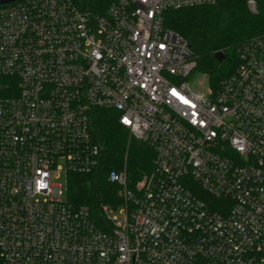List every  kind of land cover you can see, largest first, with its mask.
I'll list each match as a JSON object with an SVG mask.
<instances>
[{
    "label": "built area",
    "instance_id": "obj_1",
    "mask_svg": "<svg viewBox=\"0 0 264 264\" xmlns=\"http://www.w3.org/2000/svg\"><path fill=\"white\" fill-rule=\"evenodd\" d=\"M216 2L0 6V264H264V28L199 92L186 40L163 21ZM99 109L154 153L134 188L109 173L124 203L102 205L101 225L53 185L98 170Z\"/></svg>",
    "mask_w": 264,
    "mask_h": 264
},
{
    "label": "trees",
    "instance_id": "obj_2",
    "mask_svg": "<svg viewBox=\"0 0 264 264\" xmlns=\"http://www.w3.org/2000/svg\"><path fill=\"white\" fill-rule=\"evenodd\" d=\"M113 1L73 0L80 10L98 14H104ZM254 2L255 14L249 11L247 0H217L211 6L163 13L164 26L186 40L196 71L206 77L208 86L214 90L235 70L237 48L259 36L264 28V0ZM217 53L224 54L222 62L215 60ZM90 133L101 148L99 168L93 174H69L65 198L72 205H86L91 216L101 225L102 205L124 203L122 187L109 179V173L123 172L127 187L134 188L136 181L151 170L154 153L145 144L132 139L111 110L93 112Z\"/></svg>",
    "mask_w": 264,
    "mask_h": 264
},
{
    "label": "rangeland",
    "instance_id": "obj_3",
    "mask_svg": "<svg viewBox=\"0 0 264 264\" xmlns=\"http://www.w3.org/2000/svg\"><path fill=\"white\" fill-rule=\"evenodd\" d=\"M187 81L192 89L197 90L199 92H206L208 88L206 77L198 71L193 72ZM58 165L63 166L62 163H59ZM53 185L59 197L64 200L67 184L66 176L63 172L56 174L53 180Z\"/></svg>",
    "mask_w": 264,
    "mask_h": 264
},
{
    "label": "water",
    "instance_id": "obj_4",
    "mask_svg": "<svg viewBox=\"0 0 264 264\" xmlns=\"http://www.w3.org/2000/svg\"><path fill=\"white\" fill-rule=\"evenodd\" d=\"M15 1L16 0H0V6L8 5V4H11ZM214 58L216 61L222 62L225 59V56L223 53H217V54H215Z\"/></svg>",
    "mask_w": 264,
    "mask_h": 264
}]
</instances>
